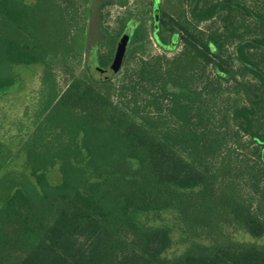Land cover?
<instances>
[{"label": "trees", "instance_id": "16d2710c", "mask_svg": "<svg viewBox=\"0 0 264 264\" xmlns=\"http://www.w3.org/2000/svg\"><path fill=\"white\" fill-rule=\"evenodd\" d=\"M91 2L0 0V264H264V0H135L99 19V66L127 35L106 79Z\"/></svg>", "mask_w": 264, "mask_h": 264}, {"label": "rangeland", "instance_id": "374dc122", "mask_svg": "<svg viewBox=\"0 0 264 264\" xmlns=\"http://www.w3.org/2000/svg\"><path fill=\"white\" fill-rule=\"evenodd\" d=\"M100 2L103 3L104 0H92L91 3H87L85 6L83 5L80 8V10H83L84 7H86L85 12L81 13V18L83 20L82 22H84V25H86V40L85 51L83 54V63L87 62L91 72L95 71L97 67H101L96 62L98 44L97 38L100 37L97 33L99 19H101L104 25H114L116 17L125 15V9L127 7H131L132 10L136 9V6H134L135 0H127L125 6L114 2L111 4H103L102 7H99ZM206 25L207 24H202L201 27L206 28ZM125 32H128V30ZM125 35L126 34H124L123 36L125 37ZM123 36L119 41L125 46L126 50L127 41ZM179 48L180 45L173 51L166 52V57H172V55H174ZM147 51L151 55L162 53V50L154 43L148 48ZM41 70L42 68L40 65L25 67V69L21 70V77L25 83L17 84L19 86L16 88V90L14 92H11L10 94H7L8 97L2 100V108L4 109V114L6 116V118L2 120V123L7 128L10 127L11 132H14L12 131L13 122L17 121L16 123H18V121L24 120L23 115L26 110V106L30 107L31 101L37 97ZM57 73L58 86L60 88H63L64 84L66 83L68 74L64 73L62 70H58ZM74 73H78V70H75ZM27 110L30 112L31 109ZM13 129H15V126L13 127ZM175 249L176 248H174L173 251H175Z\"/></svg>", "mask_w": 264, "mask_h": 264}, {"label": "water", "instance_id": "95a60500", "mask_svg": "<svg viewBox=\"0 0 264 264\" xmlns=\"http://www.w3.org/2000/svg\"><path fill=\"white\" fill-rule=\"evenodd\" d=\"M124 38L127 41V35H125ZM124 54L125 46L119 41L118 45L115 48L110 64L107 67H97L96 70L92 72L94 77L98 79H106L115 75L121 67Z\"/></svg>", "mask_w": 264, "mask_h": 264}]
</instances>
